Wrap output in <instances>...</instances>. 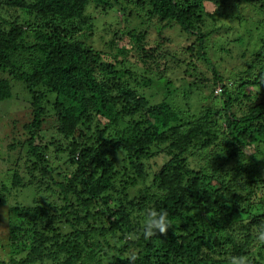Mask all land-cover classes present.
<instances>
[{"label":"trees","instance_id":"1","mask_svg":"<svg viewBox=\"0 0 264 264\" xmlns=\"http://www.w3.org/2000/svg\"><path fill=\"white\" fill-rule=\"evenodd\" d=\"M117 12L137 28H101ZM219 19L246 25L232 42L257 33L233 76L205 45ZM170 30L181 51L168 48ZM169 55L171 72L207 64L213 89L201 110L174 98ZM13 82L30 94L31 117L10 145L18 153L0 207L18 188L35 196L14 206L13 252L0 264H128L130 254L135 264H264V178L245 154L264 152V0H0V102ZM160 84L168 94L156 102L142 91ZM148 208L167 210L174 227L145 238Z\"/></svg>","mask_w":264,"mask_h":264},{"label":"rangeland","instance_id":"2","mask_svg":"<svg viewBox=\"0 0 264 264\" xmlns=\"http://www.w3.org/2000/svg\"><path fill=\"white\" fill-rule=\"evenodd\" d=\"M87 11L91 15L95 17L97 16V10L94 9V2L90 3ZM117 16L118 20H114L111 15H106V17L103 19H100V17L99 19L101 20V23L103 22V27L101 28H105L106 26L110 29H113V27H118L116 26L117 22H121V25H126L127 29L137 28V20L135 18H126L122 12H117ZM125 19H127L128 21H126ZM223 20L224 19H219L216 21L215 24L220 28L218 31H215L210 35V38L208 41H206L205 45L208 49V54L211 57L214 66L217 67V69H219L221 73H224L225 77H228L233 76L236 73L237 67L242 62L241 58L237 56L238 52L243 49H246L248 53L251 52L253 42L256 38L255 35H257V33H250L246 30L241 44L232 42L233 40L235 41L240 36V34H242L240 28L244 26L246 28V25L243 24V26H238L237 22H234L232 24L229 23L231 29H228L227 27L229 24L227 22H224ZM113 31L118 32L119 29L116 28L113 29ZM112 33L113 32L108 33V39L113 38L114 34L112 35ZM166 34H168L169 37L172 36V40L169 42L168 48L176 51H181L183 47V39L177 38L176 33L173 30L168 31ZM156 36L157 33H155L153 30L149 31L147 39L149 40L150 44L156 43ZM125 42V40L122 41V43H120V46ZM237 44L240 45V48ZM227 49H229L230 53H227ZM168 58L169 60L167 62V67L169 65L170 68L168 70L169 72L167 73V77H169V81L171 84L170 89L176 96L174 98H180L182 102L186 101L190 106L191 112L201 110V108L205 107L207 103H210L209 95L213 89L212 82L210 81L206 83L205 81L207 80L203 79V77L205 76L209 78L212 77L211 71H206V68L204 66L207 64L204 62L197 63L196 66L198 69L196 72L188 71L184 73L181 68H178V70L171 72V69H173L172 66L174 65L172 63V57L169 55ZM203 73L205 74V76ZM150 86L146 85V87H144L142 91L146 93L154 102L162 99L167 93V91L163 89V84L159 85L160 88L155 87L156 83L155 86ZM256 89L254 88L253 91H256ZM12 92L13 96L11 99L0 102V184H2L4 180H7V178L9 177L7 170L14 167L15 160L17 158L18 149H11L10 145L18 139L20 141H23V139L25 138V130L23 126L30 120L31 117L30 109L27 106L30 101V94L27 92L24 86L19 82H13ZM215 92L216 89L214 90V94ZM53 123V117L49 118L47 120L44 131L41 133L46 140L50 139V134L46 133L51 131ZM261 153L262 154L255 155L256 151L254 150V147H248L247 149H245L247 161L252 165L254 162H258L257 169H259L260 171L259 176L261 178H264V152L261 151ZM53 165L57 166L59 165V163L55 161ZM9 195L10 196L8 202L0 207V262L7 261V259L11 255V251L13 252V249L9 247V231L12 228L13 224L17 222L15 218V216L17 215V211L14 209V206L28 205L31 203V200H33L35 196L34 191L29 188H18L16 191H11Z\"/></svg>","mask_w":264,"mask_h":264},{"label":"clouds","instance_id":"3","mask_svg":"<svg viewBox=\"0 0 264 264\" xmlns=\"http://www.w3.org/2000/svg\"><path fill=\"white\" fill-rule=\"evenodd\" d=\"M172 227H174L172 220L169 218V214L165 209L157 210L155 208H148L143 213L142 233L145 238H150L156 235L157 232L164 234ZM125 238L136 239V233H128ZM257 239L264 243V226L259 229ZM126 259L128 264H135L137 257L130 254ZM229 264H249V260L246 256H233L230 258Z\"/></svg>","mask_w":264,"mask_h":264}]
</instances>
